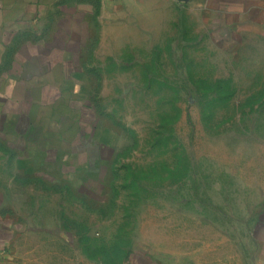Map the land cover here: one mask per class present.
Listing matches in <instances>:
<instances>
[{
  "label": "rangeland",
  "instance_id": "374dc122",
  "mask_svg": "<svg viewBox=\"0 0 264 264\" xmlns=\"http://www.w3.org/2000/svg\"><path fill=\"white\" fill-rule=\"evenodd\" d=\"M206 3L0 47V264H264V30Z\"/></svg>",
  "mask_w": 264,
  "mask_h": 264
},
{
  "label": "crops",
  "instance_id": "0c3cea01",
  "mask_svg": "<svg viewBox=\"0 0 264 264\" xmlns=\"http://www.w3.org/2000/svg\"><path fill=\"white\" fill-rule=\"evenodd\" d=\"M209 4L210 0H207V10L236 18L232 26L234 29L264 30V0H213L211 9ZM166 6L176 10V0H0V47L17 43L16 40L23 34L36 32L50 18L54 21L53 35L58 31L65 32L64 26L70 24L73 25L75 33L72 37L75 39L80 38L77 31L87 30L86 25L91 20L96 21L99 29L105 32L106 25L110 24L108 36L113 28L122 31L123 24L127 32L138 31L139 26L145 29L144 25L163 23L164 16L170 14L166 12ZM113 24L117 27H112ZM130 25L135 26L130 28ZM102 38H105L104 34ZM31 43L28 40L21 45L33 46Z\"/></svg>",
  "mask_w": 264,
  "mask_h": 264
}]
</instances>
